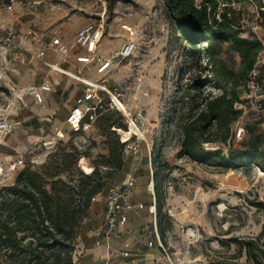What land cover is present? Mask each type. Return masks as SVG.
<instances>
[{"label": "rangeland", "instance_id": "rangeland-1", "mask_svg": "<svg viewBox=\"0 0 264 264\" xmlns=\"http://www.w3.org/2000/svg\"><path fill=\"white\" fill-rule=\"evenodd\" d=\"M203 1L207 0H196ZM260 1L264 2L240 0L232 6L244 25V37L249 36L256 13L264 17ZM2 2L4 5L8 0ZM223 7L220 4V13ZM5 23L14 25L23 35L31 32L39 37L31 45L34 53L22 51L20 59L3 55L0 50V121L6 119L22 125L11 134L0 133V170L3 171L0 190L12 187L26 167L38 168L45 164L50 154L68 145L73 137L66 118L69 110L77 107L83 86L74 78L77 73L66 76L46 66L45 62H61L59 57L52 55L44 61L37 58V48L47 40L43 35L71 41L86 25L102 23L104 37L98 54L101 58H113V64L105 75H98L96 62L82 71L81 76L95 83L103 80L108 88H117L121 94L119 100L128 112L142 110L146 119L135 129L138 138L143 140L137 141L135 136L131 140L139 146V154H124L128 174L111 181L107 190L98 196L90 212V222L82 232L89 225L104 223L108 189L122 185L133 175L136 180L133 204L143 208L138 210V215L134 211L129 214L145 220L142 229L155 234L156 225L160 226L154 190V173L158 171L161 176L168 175L163 182L165 200L161 213L166 244L162 240L161 243L170 258H166V264H253L245 255L240 257L233 241H254L264 248V173L260 170L263 173L260 175L256 165L207 166L181 154L184 125L204 108L208 96L220 92L209 84L194 87L199 76L209 77V64L187 58L189 46L171 26L161 0H44L40 6L6 17ZM131 37L138 44L135 55L129 59L118 57L122 45ZM223 58L231 69H239L240 58L229 46ZM45 81L56 87V93L46 102L52 98L60 101L58 110L49 116L43 112V105H35L25 95L27 88ZM146 88L149 96H144ZM102 100L104 105L110 103L105 94ZM109 111L119 113L115 118H121L128 128L121 112ZM118 130L122 143L123 136ZM256 135L264 151L261 126L257 127ZM93 137L95 146L90 157L82 159L85 164L81 166L90 167L98 155L107 154L106 138L99 131ZM92 143L81 151L88 150ZM205 149H220L226 156L228 152V147L219 143L207 145ZM20 159L24 160V166L15 168ZM155 160L157 165L153 164Z\"/></svg>", "mask_w": 264, "mask_h": 264}, {"label": "trees", "instance_id": "trees-1", "mask_svg": "<svg viewBox=\"0 0 264 264\" xmlns=\"http://www.w3.org/2000/svg\"><path fill=\"white\" fill-rule=\"evenodd\" d=\"M161 1L171 26L189 46L187 58L209 64V77L199 76L194 87L209 84L220 92L208 96L204 108L184 125L181 154L207 166L256 165L264 173V151L256 135L259 122L244 125L242 143H236L231 136V127L241 114L235 105L245 92L248 75L261 49L258 41L243 36L245 30L232 7L240 0ZM220 4L224 6L222 13ZM260 8H264L263 1ZM226 46L240 58L237 71L223 58ZM102 106L96 113L95 128L106 138L107 154L96 157L91 174H85L79 163L90 157L95 141L88 150L81 151L74 144V136L68 145L50 154L45 164L38 168L26 167L12 187L0 190V264H77L75 253L80 230L90 216L94 200L123 172L125 144L120 142L116 129L124 140L131 138L121 118H115L119 113L109 111L103 101ZM217 143L229 146L227 156L220 149H205ZM153 164L157 165L158 160ZM167 176L159 175L158 171L154 173L158 232L164 244L162 188ZM233 242L238 246L240 257L245 255L253 264H264V248L258 243L238 239Z\"/></svg>", "mask_w": 264, "mask_h": 264}, {"label": "built area", "instance_id": "built-area-1", "mask_svg": "<svg viewBox=\"0 0 264 264\" xmlns=\"http://www.w3.org/2000/svg\"><path fill=\"white\" fill-rule=\"evenodd\" d=\"M2 0H0L1 3ZM44 0H8L4 4V11L9 17H13L18 11H26L40 6ZM264 11V8H260ZM242 29L243 23H241ZM246 33V32H245ZM131 34L132 30H131ZM249 36L258 41L261 49L257 54L256 61L253 69L248 75L246 82L245 92L240 97V102L235 105V109L241 114L231 127V136L235 139L236 143L240 144L244 140L246 123L259 122L264 134V17L260 12L256 13L254 20L250 25ZM133 36V35H132ZM104 37V24L90 23L80 29L71 41H64L61 36H55L49 39L44 44L43 49L37 53V58L44 60L48 56V52L54 53L62 58L61 63L52 64L45 62L46 66L53 72H62L63 75L72 72L70 66L72 63L81 65L83 68L76 74V79L83 86L82 97L77 101V107L74 108L66 118V124L70 128L74 140V144L79 150L86 148V144H91L94 141V133H96L95 122L97 119V110L102 109V95L105 94L109 97L110 109H116L121 112L116 105L114 99L120 98L121 94L117 88L110 89L105 85V81L100 83L92 82L85 76H81L82 70L94 65L96 62L99 64L97 68L98 75H105L106 72L113 64V58L105 59L98 56L99 48ZM29 41L27 35L19 33L14 25L0 22V50L3 55H11L16 59H20L22 51L29 52L30 49L24 45ZM137 41L131 37L125 42L118 52V57L122 59H129L133 57L137 51ZM77 70V68H76ZM61 73V74H62ZM74 73V72H73ZM52 86L48 83H42L38 86H31L26 90V96L32 99L36 105H43L48 98V94L52 92ZM144 96H149L148 88L145 89ZM24 102V100L22 99ZM120 101V100H119ZM129 127V117L136 123H143L146 119L143 111L138 110L135 113L129 112V115L121 112ZM20 127L19 122H8L6 119L0 121V133L11 134L16 128ZM144 127V126H143ZM61 136V134H59ZM132 136L129 140L122 143L125 144L124 154H137L139 146L132 142ZM137 141L139 140L137 136ZM83 143H79V142ZM146 142V141H144ZM229 147V146H228ZM83 160L80 161V167L87 175L93 172L90 168L88 172L81 166ZM24 160L20 159L15 164V168L23 167ZM14 168V167H13ZM260 171L259 168H257ZM3 171L0 173L2 174ZM135 177L129 175L126 181L120 186H114L108 189L105 198V221L102 226V231L106 237H111L116 231L125 227L127 223L126 214L135 209L133 204L134 190H135ZM155 240L160 249L164 252L166 258L169 254L165 251L161 238L158 232L157 225L155 227Z\"/></svg>", "mask_w": 264, "mask_h": 264}, {"label": "crops", "instance_id": "crops-1", "mask_svg": "<svg viewBox=\"0 0 264 264\" xmlns=\"http://www.w3.org/2000/svg\"><path fill=\"white\" fill-rule=\"evenodd\" d=\"M2 1L0 3V22L5 21L6 17H9L4 11ZM24 35H27L29 37V41L26 42L25 45L27 48L30 49V53H32L33 51L31 48L33 46V42L37 41L39 36L31 32L25 33ZM43 36H46L47 38L46 42H47L49 40V37L47 35H43ZM46 42L44 41L40 44V46L37 48V53L39 50L43 49V46L44 44H46ZM52 55L59 57L62 62V58L54 53L48 52L47 58H49ZM91 67L93 66H90L85 69H89ZM82 68L83 67L81 65H78L76 63H72V66H70L71 71L74 73L79 72V70H81ZM85 69H83L82 71H84ZM43 83H48L52 86L53 90L50 94H48V98H51L50 95L52 93L53 94L56 93V87H54V85L50 81H45ZM63 92L64 94H67L66 90H64ZM82 94H83V90H82ZM25 95H26V91H25ZM75 96L76 95H74V97ZM46 101L45 103H47V105L45 103L44 104L46 106L43 104L44 106L43 112L48 116L55 114V112L58 110L57 108L60 105V101L57 102V99L55 101L53 98L50 100V102H46ZM65 107L69 108L67 105H65ZM72 110L73 109L69 110V112H71ZM21 126L22 125L20 123V127ZM138 154L139 152L134 155H138ZM83 161L82 164L85 162ZM126 166L127 165L124 164L122 175L128 174ZM89 168H92V166H90ZM98 199L99 197L95 198L94 202H97ZM141 208H143L142 205L135 206V209L132 211H134L138 215L139 214L138 210ZM151 208L153 209V206ZM129 212L126 214L127 223L125 227L116 231L111 237H106L104 235V232L102 231V226L104 223L100 225H94L93 227H90L89 225V228L84 232H82L84 225L90 222L89 218L86 219L80 230L78 246L75 253L76 263L77 264H166V257L156 243L155 234L149 232L146 233L145 229H142L145 224V220H141L137 216L136 217L131 216Z\"/></svg>", "mask_w": 264, "mask_h": 264}, {"label": "bare ground", "instance_id": "bare-ground-1", "mask_svg": "<svg viewBox=\"0 0 264 264\" xmlns=\"http://www.w3.org/2000/svg\"><path fill=\"white\" fill-rule=\"evenodd\" d=\"M59 73H62L59 71ZM63 74V73H62ZM66 75H69V76H72L73 74L71 73H66ZM74 78L76 79V75H74ZM116 105L118 106L119 110L123 113H125L126 115H129V112H128V109H127V106H125L123 103H121L118 99H114ZM129 127H128V133H129V136L132 137V136H137L138 134H136V128L138 127L137 124L131 119V117H129ZM139 137V136H137ZM130 139V138H129ZM128 139V140H129ZM139 140H143V139H140L138 138ZM124 140V139H123ZM124 141H127V140H124ZM85 164V163H84ZM83 166V165H82ZM88 172H90V168L89 167H84ZM2 171L0 170V173ZM258 173L260 175H263V173L261 171H258Z\"/></svg>", "mask_w": 264, "mask_h": 264}]
</instances>
